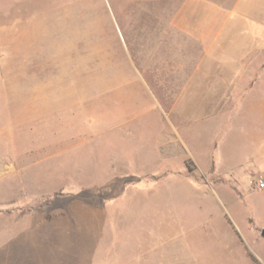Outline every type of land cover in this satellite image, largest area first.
Here are the masks:
<instances>
[{
    "label": "rangeland",
    "instance_id": "obj_1",
    "mask_svg": "<svg viewBox=\"0 0 264 264\" xmlns=\"http://www.w3.org/2000/svg\"><path fill=\"white\" fill-rule=\"evenodd\" d=\"M202 1L207 30L234 12L208 52L213 34L173 28L186 0H0V264H264V121L211 113L254 76L247 100L264 103V70L227 51L264 0ZM174 62L184 161L156 151Z\"/></svg>",
    "mask_w": 264,
    "mask_h": 264
},
{
    "label": "crops",
    "instance_id": "obj_2",
    "mask_svg": "<svg viewBox=\"0 0 264 264\" xmlns=\"http://www.w3.org/2000/svg\"><path fill=\"white\" fill-rule=\"evenodd\" d=\"M189 7V8H188ZM208 7L207 4H205L202 0H186L185 5L180 8L177 13L175 14V23L173 28L176 30L177 33L181 34L184 39H190L192 41H198L202 42L203 40H206L207 34H213V36L210 38V42L207 45L208 52L211 47L214 45V40L217 37V35L220 33V30L223 28V24L226 22H229L231 18L234 15L233 11L227 12V13H221L217 9H215L211 14L209 15V19L211 23H220V29L214 32V30H207L208 26L206 24L208 23L207 20H205L204 24L199 27L197 26L202 18L201 16H208L207 13L204 15V12L206 8ZM261 14H257L256 11H253L252 9H247L241 12L240 17L244 18V20L247 22L250 21V28H249V37L243 41H240L239 43L231 42L227 46V51L230 52V49L232 52L234 51H241L242 53L240 57L236 58L235 66L238 65L243 68V72L248 71L252 68H255L257 72L264 70V16L259 17L260 15H264V12H260ZM190 20L189 23H185V18ZM183 18V20H182ZM182 20V21H181ZM184 22V23H182ZM207 22V23H206ZM201 24V23H200ZM241 28L237 23H234L229 28L230 33L232 36H235V34L241 32ZM208 38V37H207ZM196 44V43H195ZM224 49V48H223ZM239 67V68H240ZM177 72V67L174 62V68L172 72H168L167 74H164V77H167V84H163L161 87L165 90V92L160 93L157 95L158 100H156L158 104V109L160 113L163 114L162 123L164 121H168L169 117L173 116L174 124H169L168 128H171L173 130V134L168 132L166 130V126L163 124L164 130L159 134V137L157 139V149L156 151L159 154V158L161 159H167V158H178L179 160H185V155L188 152V148L185 145L186 142L184 140V137H182V131L186 128H189L188 125L185 128L183 123V120L185 119V113L186 110L182 106V98L183 93H178L173 90L175 82L173 80H176L175 73ZM243 72L240 74V77H243ZM171 75V77H170ZM171 79H170V78ZM163 80V79H162ZM166 82V81H165ZM261 78L259 79L258 76H254L253 80H250L247 84L246 89H249V93L252 90H256L257 86H261ZM249 93H245L244 97L242 96V100H240V105L235 106L225 104L224 99H220V102L217 104L216 108L212 110L211 113H225L227 111L235 112L237 111L239 107V112L241 109L246 110V108H253L258 112V118L259 126L261 127V120L264 121V103L262 102V99L249 101ZM154 96V95H153ZM229 96L226 95V98ZM248 99V100H247ZM235 109V110H232ZM215 118V117H212ZM256 119V118H255ZM224 122V121H223ZM256 122V121H255ZM187 130V129H186ZM184 134V133H183ZM185 135V134H184ZM186 136V135H185ZM187 137V136H186ZM257 141V153L259 156L260 161H264V138L261 137L259 139H255ZM211 147V146H210ZM196 157V156H195ZM210 157L201 155L199 157L200 160V166L205 167L202 163L204 161H208ZM217 167V165H215ZM215 167V168H216Z\"/></svg>",
    "mask_w": 264,
    "mask_h": 264
},
{
    "label": "built area",
    "instance_id": "obj_3",
    "mask_svg": "<svg viewBox=\"0 0 264 264\" xmlns=\"http://www.w3.org/2000/svg\"><path fill=\"white\" fill-rule=\"evenodd\" d=\"M254 185H255L256 190H264V181L263 180L256 181Z\"/></svg>",
    "mask_w": 264,
    "mask_h": 264
},
{
    "label": "trees",
    "instance_id": "obj_4",
    "mask_svg": "<svg viewBox=\"0 0 264 264\" xmlns=\"http://www.w3.org/2000/svg\"><path fill=\"white\" fill-rule=\"evenodd\" d=\"M254 261V260H253Z\"/></svg>",
    "mask_w": 264,
    "mask_h": 264
}]
</instances>
